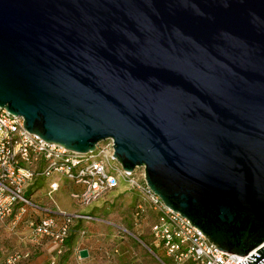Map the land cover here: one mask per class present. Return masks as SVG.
Listing matches in <instances>:
<instances>
[{"label":"water","instance_id":"95a60500","mask_svg":"<svg viewBox=\"0 0 264 264\" xmlns=\"http://www.w3.org/2000/svg\"><path fill=\"white\" fill-rule=\"evenodd\" d=\"M0 106L80 153L112 139L222 250L264 244V0H0Z\"/></svg>","mask_w":264,"mask_h":264},{"label":"built area","instance_id":"2783aa9c","mask_svg":"<svg viewBox=\"0 0 264 264\" xmlns=\"http://www.w3.org/2000/svg\"><path fill=\"white\" fill-rule=\"evenodd\" d=\"M23 122V117L0 106V224L9 217L22 220L26 216L30 243H54L60 255L76 222L96 219L89 213L55 211L32 198L35 180L53 173L81 187L71 198L82 206L94 203L120 182L138 190L148 205L137 204L136 217L142 218L149 210L156 214L150 227L152 242L145 246L158 264H240L243 260L253 262L248 258L252 253L261 256L257 250L264 244L246 255L217 247L190 219L168 207L146 181L136 180L133 172L122 167L113 155L112 139L80 153L29 132ZM59 188L60 182L52 178L48 193ZM30 256V252L13 251L0 264H22ZM49 264H59L58 257H52Z\"/></svg>","mask_w":264,"mask_h":264},{"label":"rangeland","instance_id":"374dc122","mask_svg":"<svg viewBox=\"0 0 264 264\" xmlns=\"http://www.w3.org/2000/svg\"><path fill=\"white\" fill-rule=\"evenodd\" d=\"M132 172L136 180L145 182L143 167H136ZM52 178L57 179L61 187L59 191L48 193V185ZM35 184L32 198L37 200L39 204L48 206L59 212L61 207L69 210L85 211L86 206H79L70 197V180L64 176L53 173L52 176L44 174L35 180ZM125 187L121 193L115 195V199L111 205L105 202L102 207H98V211L103 212L98 215L100 219L95 222V225L99 226V230L91 238L94 246V254L90 260V264H132L134 260L139 258L143 259V261L145 260V262L155 261L145 246V244L149 245L152 242L150 226L155 219V214L149 210L142 218L136 217L135 211L137 204L145 203L148 205V203L144 201V196L138 190L129 186ZM100 199L102 198H99L94 203ZM95 210L96 208L93 210V213ZM13 222L15 223L13 224ZM6 225L10 227L8 230L11 232V235L7 236L3 243L2 237L4 232L0 231V254L3 251L19 248L17 246L19 244L18 242H21L22 238H24L21 234L24 222L21 219H12ZM87 235L85 234V237ZM65 259V256H63L59 264H64Z\"/></svg>","mask_w":264,"mask_h":264},{"label":"crops","instance_id":"0c3cea01","mask_svg":"<svg viewBox=\"0 0 264 264\" xmlns=\"http://www.w3.org/2000/svg\"><path fill=\"white\" fill-rule=\"evenodd\" d=\"M70 184H71L70 185L71 186L70 197H71V193L73 191L79 190L81 187L79 185L73 184L71 181H70ZM125 186H128V185H126L124 182H120L117 186H115L111 190L107 191L105 194H107V193H109V194L104 196V197H101L102 199H100L98 202H96L94 204L92 203L90 205H86L85 211L84 210H69V209H64L62 207L60 208V211L66 212V213H76V212L77 213L78 212L79 213H89L92 216L96 217V219L78 220L76 222V224L73 226L70 237L68 238V240L66 241V244L64 245L63 252L60 255L57 254V245H55L54 243L46 242V243L41 244V245H35V244L29 242V240L27 239L26 236H27L28 232L30 231V228H29L28 222L26 220L27 217L25 216L21 220L24 222V227H23V230L21 231L22 237H24V238H22L21 242H18L19 244L17 246L19 248H14L12 250L3 251V253L0 254V263L4 260V258L10 252L19 251V252H30L31 253V256H30L31 258L24 260L22 264H49L50 259L54 256L58 257L59 262H60V259L63 258V256H65L66 261L64 264H90V260L94 254L93 253L94 252V246H93V243L91 241V238L94 237V233L97 232V230H99V226H96L95 222H97V220L100 219L98 215L103 212V211H101V212L98 211V209H99L98 207H102V205L105 202H107L108 204L111 205L115 199L114 198L115 195L121 193L122 189ZM59 190H60V188L57 191H59ZM35 201H37V200H35ZM42 206L50 208V207L45 206V205H42ZM79 206H82V205H79ZM95 208H96V210L93 213V210ZM50 209H52V208H50ZM106 209H104V210H106ZM150 211L153 214H155L153 210H150ZM12 219H14V218L9 217L5 220V222L0 224V231L4 232L3 237H2L3 243H4V239L7 236L11 235V232L8 230V228L10 229V227L7 226L6 223H9L10 220H12ZM155 219H156V214H155ZM155 219H154V221H155ZM88 222H89V224H87ZM152 223H151V225H152ZM83 231H85V234H88L86 237H85V234L84 235L82 234ZM0 234H1V232H0ZM83 249H87L89 252V255L85 258L80 256V251ZM37 254H39V255L35 256ZM67 255H68V257H66ZM76 255H78V256H76ZM153 262H154V264L156 263L153 260L151 262H147V261L145 262V260L143 261V259L139 258V259L134 260V262L132 264H153Z\"/></svg>","mask_w":264,"mask_h":264},{"label":"trees","instance_id":"16d2710c","mask_svg":"<svg viewBox=\"0 0 264 264\" xmlns=\"http://www.w3.org/2000/svg\"><path fill=\"white\" fill-rule=\"evenodd\" d=\"M36 185V184H35ZM35 188V186H33V189Z\"/></svg>","mask_w":264,"mask_h":264}]
</instances>
